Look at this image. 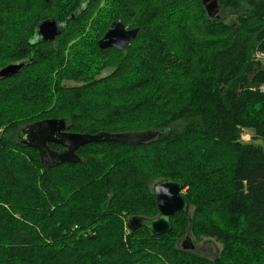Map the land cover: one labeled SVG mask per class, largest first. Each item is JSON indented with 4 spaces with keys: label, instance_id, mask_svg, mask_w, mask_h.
Masks as SVG:
<instances>
[{
    "label": "trees",
    "instance_id": "trees-1",
    "mask_svg": "<svg viewBox=\"0 0 264 264\" xmlns=\"http://www.w3.org/2000/svg\"><path fill=\"white\" fill-rule=\"evenodd\" d=\"M219 4L239 12L235 22L209 19L202 0H0V69L25 64L0 80V108L20 87L38 107L0 123V264H264V65L254 58L264 53V0ZM47 19L65 29L41 43ZM116 20L137 37L124 51L100 49ZM140 55L147 74L130 81ZM192 59L201 67L191 80ZM107 106L120 116H100ZM45 119L76 134L165 133L139 147L88 145L81 164L49 170L22 143ZM165 179L183 184L190 216L177 214L159 238L130 232L133 217L158 216L152 188ZM184 236L222 252L211 260L176 247Z\"/></svg>",
    "mask_w": 264,
    "mask_h": 264
},
{
    "label": "water",
    "instance_id": "water-1",
    "mask_svg": "<svg viewBox=\"0 0 264 264\" xmlns=\"http://www.w3.org/2000/svg\"><path fill=\"white\" fill-rule=\"evenodd\" d=\"M48 3L51 0H44ZM207 16L211 20H220L219 0H202ZM65 29V24H59L55 19H47L38 26L37 35L41 43L54 42ZM138 29H127L121 20L114 21L104 37L99 41L100 49L109 48L124 51L138 35ZM25 67L24 63L10 64L0 69V80L17 76ZM242 87L241 90L242 91ZM68 122L63 119H45L27 126L23 130V145L37 151L42 166L54 169L64 165L81 164L78 151L88 145L113 144L139 147L149 145L159 139L163 132H128L106 133L94 135L76 134L69 131ZM51 145L60 147V151L51 149ZM184 186L178 180L165 179L154 184L152 194L156 200L158 216L145 218L135 216L128 220L127 228L130 232L139 229L149 231L153 237L159 238L171 232L172 219L177 214L190 216L191 206L185 198ZM184 250H192L190 239L183 244Z\"/></svg>",
    "mask_w": 264,
    "mask_h": 264
},
{
    "label": "rangeland",
    "instance_id": "rangeland-1",
    "mask_svg": "<svg viewBox=\"0 0 264 264\" xmlns=\"http://www.w3.org/2000/svg\"><path fill=\"white\" fill-rule=\"evenodd\" d=\"M164 14H165V16H168L170 14V16L172 18H171V20H170V22L168 24L169 25V29L171 31H173L178 37H180V39H182V41L184 43V39L186 40V38H185V34H184V31H183V28H182L183 26L181 24V20L177 16V14H178L177 11L174 10L171 6L170 7L166 6L165 10H164ZM238 15H239V12H236V11L227 10L225 12H221V10H220V19L225 20L227 23L235 22V20H236ZM174 23H175V26H176L177 30L175 28H173L174 27ZM152 32H153V34H152L153 36H158V34H156L154 31H152ZM187 43H188V40H187ZM206 52H207V48H205V53ZM143 57L144 56L140 55L139 64L136 66V69H134V71H133L135 75L134 76L132 75L133 77L131 78L130 81L136 82L137 78H139V76H140V78H141V76L143 78L144 75L147 74L146 71H144L145 73H142L140 71L141 69L142 70L145 69L144 68L145 67V63L142 64V62L144 61ZM196 62H197V60H196ZM196 62H195L194 59H192L188 63L189 64V69L193 73L192 76L189 75V76L192 77L191 80L198 75L199 68L201 67L200 64H198V66H192ZM177 64H179V63H177V62H176V64L174 63V67H176ZM260 64L264 65V62L260 63ZM179 68H181V66L175 68L176 75H179V70H180ZM176 70H177V72H176ZM181 76H184V75L181 73ZM178 79H179V77H178ZM131 83H133V82H131ZM20 89H22V87H20ZM20 89H18V91H17V96L21 97V98L19 100H15L17 102H15L14 105H12L10 108L8 106V109L7 108H2V107L0 108V123H4L5 121H6V123L7 122H11V120L14 119V114L15 115L17 114L18 109H21V111L23 112L22 116L25 115V114H28L29 111L38 112V107L36 106L35 100L31 101L30 99L25 98L26 95H21L19 93ZM10 97L6 96L3 101L8 100ZM18 103L20 105H18ZM104 104H109V103L107 102V103H104ZM114 107H117V106L115 105ZM33 108H35L36 110L33 109ZM115 109L116 108H114L112 110L109 106H107L106 110L105 109H101L100 116H106V117H109V116H112V117L113 116H120V113L117 110H115ZM6 112H8V113H6ZM251 140H252V132L247 130V129H245L243 131V134H242V141L245 142V143H250ZM257 144L259 145L261 143L258 142ZM185 192H186V190L184 189L183 194ZM186 240H187V236L182 237L178 241L176 247L184 250L183 244L185 243ZM190 243H191V246L193 247V249L192 250L187 249V251L193 252V253H195V254H197L199 256H202L204 258H207V259L214 260L216 257H219L221 252H222L221 245L216 243L212 239H203L202 241H196V240H194L192 238L190 240Z\"/></svg>",
    "mask_w": 264,
    "mask_h": 264
},
{
    "label": "built area",
    "instance_id": "built-area-1",
    "mask_svg": "<svg viewBox=\"0 0 264 264\" xmlns=\"http://www.w3.org/2000/svg\"><path fill=\"white\" fill-rule=\"evenodd\" d=\"M255 61L259 63L264 62V53L257 51L254 55ZM261 91L264 92V86L261 87Z\"/></svg>",
    "mask_w": 264,
    "mask_h": 264
},
{
    "label": "bare ground",
    "instance_id": "bare-ground-1",
    "mask_svg": "<svg viewBox=\"0 0 264 264\" xmlns=\"http://www.w3.org/2000/svg\"><path fill=\"white\" fill-rule=\"evenodd\" d=\"M51 170V169H50Z\"/></svg>",
    "mask_w": 264,
    "mask_h": 264
}]
</instances>
